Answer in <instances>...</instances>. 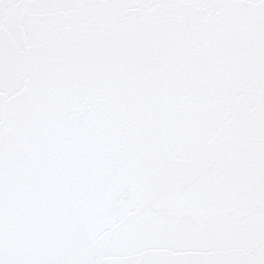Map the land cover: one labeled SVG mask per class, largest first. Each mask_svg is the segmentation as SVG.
<instances>
[{
  "label": "snow or ice",
  "instance_id": "obj_1",
  "mask_svg": "<svg viewBox=\"0 0 264 264\" xmlns=\"http://www.w3.org/2000/svg\"><path fill=\"white\" fill-rule=\"evenodd\" d=\"M0 264H264V0H0Z\"/></svg>",
  "mask_w": 264,
  "mask_h": 264
}]
</instances>
